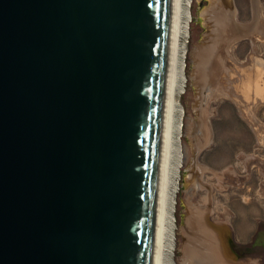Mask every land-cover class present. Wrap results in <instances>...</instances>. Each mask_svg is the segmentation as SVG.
Listing matches in <instances>:
<instances>
[{
    "label": "water",
    "instance_id": "95a60500",
    "mask_svg": "<svg viewBox=\"0 0 264 264\" xmlns=\"http://www.w3.org/2000/svg\"><path fill=\"white\" fill-rule=\"evenodd\" d=\"M174 13L0 0V264H156Z\"/></svg>",
    "mask_w": 264,
    "mask_h": 264
},
{
    "label": "rangeland",
    "instance_id": "374dc122",
    "mask_svg": "<svg viewBox=\"0 0 264 264\" xmlns=\"http://www.w3.org/2000/svg\"><path fill=\"white\" fill-rule=\"evenodd\" d=\"M199 3L184 40L170 264H201L211 249L218 264H264V0H219L206 26Z\"/></svg>",
    "mask_w": 264,
    "mask_h": 264
},
{
    "label": "bare ground",
    "instance_id": "6f19581e",
    "mask_svg": "<svg viewBox=\"0 0 264 264\" xmlns=\"http://www.w3.org/2000/svg\"><path fill=\"white\" fill-rule=\"evenodd\" d=\"M222 1H225L227 5L232 3V0H222ZM207 4L208 6L203 11L204 16H206L209 10H213V9L217 10L218 8H220L219 0H207ZM188 10H189V0H175L173 55H172V63L170 70V93H169V101H168V109H167V123H166L160 211H159L156 264H170V260L173 255L172 254L173 251L172 243H174L172 242V235L174 229L173 201L175 200L174 197L176 196V193L178 191V186H179L178 171L179 168L182 166L181 163L183 161L182 159L183 150L181 147L182 146L181 133H182L183 121H182V113L180 109L181 106L179 104V97L180 94L183 92L185 86L184 73H183L185 70L184 48L186 46L187 41L184 40L186 36V29L188 28V23H189L188 21H190L189 11L191 10V8L189 11ZM202 22L205 26L206 25L205 20L203 21L202 19ZM184 153L186 156L187 155L186 150ZM186 174H187V178L184 180V184L186 183L187 185V183H189L190 181L189 180L190 173H187L186 171ZM211 251L207 252L205 258L202 259L203 263L201 264L219 263V262L217 263L216 257H213L214 255L213 253L215 249H211Z\"/></svg>",
    "mask_w": 264,
    "mask_h": 264
},
{
    "label": "clouds",
    "instance_id": "9594fccd",
    "mask_svg": "<svg viewBox=\"0 0 264 264\" xmlns=\"http://www.w3.org/2000/svg\"><path fill=\"white\" fill-rule=\"evenodd\" d=\"M256 264H259V261H257Z\"/></svg>",
    "mask_w": 264,
    "mask_h": 264
}]
</instances>
